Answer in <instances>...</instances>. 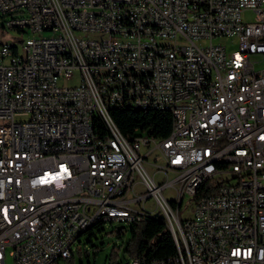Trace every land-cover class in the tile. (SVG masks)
<instances>
[{
    "label": "built area",
    "instance_id": "built-area-1",
    "mask_svg": "<svg viewBox=\"0 0 264 264\" xmlns=\"http://www.w3.org/2000/svg\"><path fill=\"white\" fill-rule=\"evenodd\" d=\"M129 104L175 111L174 137L117 135ZM142 215L180 244L128 264H264V0H0V264Z\"/></svg>",
    "mask_w": 264,
    "mask_h": 264
},
{
    "label": "trees",
    "instance_id": "trees-1",
    "mask_svg": "<svg viewBox=\"0 0 264 264\" xmlns=\"http://www.w3.org/2000/svg\"><path fill=\"white\" fill-rule=\"evenodd\" d=\"M110 114L123 135L132 138L138 135L168 136L172 128V113L170 110L138 109L128 106H114ZM210 181L201 186H209ZM98 230L104 229V224L94 226ZM93 228L88 232L93 234ZM123 239L122 247L127 259L141 256L151 258H168L176 254L177 246L175 237L164 219L150 215H142L121 228L114 226L112 232ZM116 245L110 255L114 259L117 254ZM81 249V248H80ZM74 259V256L73 258ZM129 262V260L125 261ZM124 262V264H125Z\"/></svg>",
    "mask_w": 264,
    "mask_h": 264
},
{
    "label": "rangeland",
    "instance_id": "rangeland-1",
    "mask_svg": "<svg viewBox=\"0 0 264 264\" xmlns=\"http://www.w3.org/2000/svg\"><path fill=\"white\" fill-rule=\"evenodd\" d=\"M243 17L245 20H253L255 18V13L252 10H246L243 12ZM11 34L18 35L25 37L27 36V33H24L23 35L15 30L10 31ZM229 49H232L233 45L231 46V43L229 42L227 44ZM76 82V79H64L61 80V83L65 84H73ZM22 117V115H17L16 119ZM152 160V154H149L146 158V167L149 170L150 173L154 172L153 167L149 164V162ZM158 161H161L160 158H158ZM139 178V175H136V179ZM156 178L160 179L161 181L166 180V175L157 173ZM165 194L169 195L171 193V189L169 187L164 188ZM191 204L187 202V199H185V202L181 208L180 215L182 217L189 216L191 213L190 210ZM120 225L118 223L114 224H105L103 230H98L97 228H93L92 232L93 234L90 235L89 232H85L82 234L81 238V244L79 245L78 242L75 243V253H74V259L72 260H65L61 259L59 260L60 264H124L125 261L130 260L127 259L122 247L120 245L122 244L123 239L126 238L128 235V231H125V237L123 239L118 238L116 236V232L112 229L114 226ZM114 245H116L117 254L115 258L112 260L110 259V255L113 251ZM81 247V249H80ZM5 264H13V259L11 256L7 255Z\"/></svg>",
    "mask_w": 264,
    "mask_h": 264
},
{
    "label": "bare ground",
    "instance_id": "bare-ground-1",
    "mask_svg": "<svg viewBox=\"0 0 264 264\" xmlns=\"http://www.w3.org/2000/svg\"><path fill=\"white\" fill-rule=\"evenodd\" d=\"M127 106L136 108V104H129ZM171 113H172V128L167 137H174L175 135V111H171ZM116 132H117V135H123V133L120 131L117 125H116ZM164 213L176 214V206H164ZM154 216L158 218H162L166 222V218H164L163 215H154ZM172 231L174 233L173 235L175 237L176 244H180V236H178L177 230H172Z\"/></svg>",
    "mask_w": 264,
    "mask_h": 264
},
{
    "label": "water",
    "instance_id": "water-1",
    "mask_svg": "<svg viewBox=\"0 0 264 264\" xmlns=\"http://www.w3.org/2000/svg\"><path fill=\"white\" fill-rule=\"evenodd\" d=\"M122 226H124V225L123 224L118 225L119 228H121ZM172 234H174L173 231H172ZM125 264H127V262H125Z\"/></svg>",
    "mask_w": 264,
    "mask_h": 264
}]
</instances>
